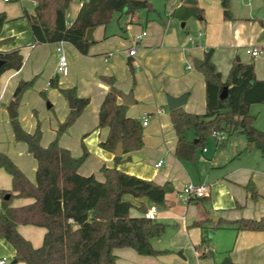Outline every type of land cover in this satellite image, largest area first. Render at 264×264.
<instances>
[{"label": "crops", "instance_id": "0c3cea01", "mask_svg": "<svg viewBox=\"0 0 264 264\" xmlns=\"http://www.w3.org/2000/svg\"><path fill=\"white\" fill-rule=\"evenodd\" d=\"M12 1L2 0L0 3V13H5L9 20L2 29L0 41L14 40L10 44H4L1 49L10 51L18 48L24 59L28 57L34 64L29 68L28 63L24 61L20 71H8L3 74L0 78V105L6 100L8 94L13 95L20 81H29L35 77L37 79L43 75L44 48L52 50L53 46L70 44L36 45L30 26L23 18L25 10L17 14L13 10L2 7V5H10ZM19 1L23 5L25 0ZM181 1L166 0L164 6L166 20L158 21L156 15H149L154 11L150 3L152 9L147 7L143 9L147 13H139L144 12L139 10L133 16L126 15L128 18L126 35L129 38L122 39L121 45L124 50L123 57L120 59L115 52L108 53L106 50L110 47L109 42L118 38L117 35L109 32L107 26L95 29L93 33L95 43L89 48L87 55H82L75 49L81 57L92 58L93 61L96 60L93 58L104 55L105 64L111 63L112 59L116 58L115 62L123 65V71L126 70L124 64L129 68L132 65L134 71H137L135 89H131L129 82L128 84L117 83L116 87L124 95L133 94V104L127 105L128 117L138 119L141 123L144 118L149 119L147 127H143L144 147L139 151L124 154L122 161L116 163L114 153L100 147V143L106 141L109 130L97 129L99 110L110 88L104 81L97 80L96 77L90 78L89 86L80 89L77 97L90 99V104L76 122L82 134L88 133L84 141L88 147L89 157L79 173L82 176L94 175L98 181L102 182L104 177L101 168L103 166L117 167L122 173L154 181L159 185L166 183L172 185V192L166 196V205L154 206L157 209L154 219L164 224L166 229L161 237L153 240L152 244L156 250L167 251V253L159 256H141L130 248L117 249L114 253L119 264H221L225 258L230 259L232 264H264V232H239L231 225L240 219L264 218V154L259 150L245 152L246 138L238 135L240 136L238 141L229 144L228 138L224 146L216 145L215 151L202 150L203 155L195 162H182L175 156L177 137L172 129L171 119L168 117L166 119L164 109L168 107L167 95L180 97L187 94L189 96L183 106L185 111L195 114L206 112V80L199 70L195 69L196 73H193V68L188 69V66L191 62L194 64L196 60L203 62L206 52L210 50H213L212 62L221 73L223 80L228 77L234 62L254 64L257 79L264 80V52L255 58L246 52L248 57L240 55L243 49L246 51L251 46L261 47L264 50V25L257 21V18L261 16L255 18L252 10L233 20H225L220 1L219 11L218 4L214 0H197L198 6L204 11L205 17L200 18L199 21L205 24L206 32L200 31L199 42L194 41L184 34L194 18L191 17L183 22L172 17V13L182 5ZM32 5L35 7L34 3ZM81 6V0L73 1L69 9L72 10L71 14L67 15L69 22L75 20ZM213 6H216L217 16L212 18L209 12ZM145 21L146 30L140 25ZM182 22L183 24L180 25ZM226 31L229 32L230 37L225 36ZM243 31L248 33L244 40L242 39ZM143 33L146 35L135 45V55L129 57L126 53L127 49L133 46L134 38ZM200 42L201 44L198 45ZM101 45L105 48L103 53L97 50V47ZM62 49L64 52L63 47ZM52 55L54 59L59 56L54 50ZM55 74L56 77L67 76L69 67L68 72L63 74L57 71L56 65ZM44 77L49 79L48 85H50L54 75L45 74ZM119 103L123 104L121 94ZM61 104L64 103L61 101ZM137 106L144 109L141 117ZM0 115L6 118L4 111H0ZM154 119L158 120V125L150 131L151 120ZM158 130L164 137V145L154 149L148 145L147 139ZM9 137L7 144L1 145L0 142V151L14 161L29 181L35 183L36 160L27 151L25 143L15 141L13 131L12 136L9 135ZM187 139L194 141L193 134L189 133ZM41 145L43 148L47 146L44 142ZM61 146L69 149L74 157L81 155L77 148L74 150L65 144ZM205 154L207 156H204ZM160 161L162 166L157 167ZM250 181L255 184L259 194L256 200L245 189ZM190 183L205 187V197L190 204H183L178 194ZM12 189L11 175L0 168V191H12ZM132 201L137 206L140 203L137 200ZM33 202L34 200L30 198H15L12 206L22 207ZM148 208L150 210L153 205L149 204ZM131 215L136 217L141 214L133 209ZM198 222H202L201 226L196 225ZM220 222L222 224L218 226ZM17 230L31 242L34 248L43 245L46 233L44 228L19 225ZM204 240L205 243H203ZM206 249L209 252L205 253ZM15 250L6 240L0 239V260L7 259L6 264H23L15 259ZM202 254L209 257L201 258Z\"/></svg>", "mask_w": 264, "mask_h": 264}, {"label": "trees", "instance_id": "16d2710c", "mask_svg": "<svg viewBox=\"0 0 264 264\" xmlns=\"http://www.w3.org/2000/svg\"><path fill=\"white\" fill-rule=\"evenodd\" d=\"M33 14L24 12L23 18L30 26L36 45L70 43L82 55H87L93 42L86 41L91 28L107 26L116 13L133 16L143 10L149 0H81L82 6L74 21L69 22L67 12L74 0H31ZM172 17L183 22L205 17L197 0H182ZM225 20H233L231 0H220ZM7 15L0 13V34L8 22ZM12 39L0 41V78L8 71L18 72L24 65L20 49L3 51L1 47ZM213 50L206 52L202 67L206 83V112L195 114L183 107L170 111V119L177 137L175 156L182 162H195L199 151L213 133H226L227 139L243 135L247 145L245 152L259 150L264 154V131L254 126L255 117L250 114L252 105L264 104V80H258L254 64L234 62L228 77L223 80L212 62ZM131 70L134 71L132 65ZM109 85L98 114L97 129L109 130L106 141L100 147L114 153L123 143L124 154L144 147L143 125L140 120L127 116V106L119 103L120 94L115 77H103ZM35 79L20 81L13 95L16 110L23 94L31 89ZM58 88V81H50ZM227 88V97L221 95ZM67 97L73 95L76 107L70 110L67 126L77 122L90 104L89 98H77L74 90L60 89ZM44 95V93H42ZM15 141L27 145V151L37 162L35 183L27 179L19 167L0 152V168L12 178V191H0V239L6 240L15 250V259L23 264H119L114 251L130 248L141 256H159L167 251H158L153 240L165 232V225L155 219H146L148 205L164 207L166 196L173 188L171 183L159 185L154 181L122 173L117 167L103 166L104 181L94 175L82 176L80 168L89 157L84 147L81 157L60 146L58 140L47 147L41 145L42 132L38 125L34 132H27L18 118L11 120ZM192 133L194 141L187 135ZM226 139V140H227ZM225 141L217 142L219 147ZM123 157H116L120 163ZM245 189L253 199L259 194L250 181ZM15 193V195H14ZM140 201L137 206L132 200ZM15 198H30L34 202L13 207ZM136 209L141 215L132 216ZM69 220H73L72 223ZM202 222L196 223L201 226ZM222 224L220 222L218 226ZM19 225L34 226L46 230L43 245L34 248L30 241L18 232ZM237 231L264 232V218L234 221ZM205 243V240L203 241ZM202 254L201 258H207ZM234 264V263H233Z\"/></svg>", "mask_w": 264, "mask_h": 264}, {"label": "rangeland", "instance_id": "374dc122", "mask_svg": "<svg viewBox=\"0 0 264 264\" xmlns=\"http://www.w3.org/2000/svg\"><path fill=\"white\" fill-rule=\"evenodd\" d=\"M1 1L2 0H0V3ZM149 1H150L149 3L153 6V10H154L153 12L149 13V15H156L158 21H160L161 19L166 20L167 15L164 9V6L166 5V0H149ZM214 1L216 4H218L217 8H219L220 11V4H219L220 0H214ZM32 3L33 2L31 0H25L22 5L19 0H13L10 3V5L8 6L2 5V7L5 9L13 10L17 14H21L23 12V9L26 10L28 13L33 14L34 7ZM215 7L216 6H213L212 7L213 9L209 12V15L212 18L215 15L217 16ZM250 10L254 12L255 18L261 16L257 18V21H259V23L261 24L263 23L264 25V0H231V11L234 18L235 17L238 18L240 16L246 15L249 13ZM71 11L72 10H68L67 15L71 14ZM142 11L144 12H139V13H147V11L145 10ZM127 24H128V18L126 14L116 13L113 16L111 22L107 25L109 32L117 35L118 38L116 40L115 39L112 40V42L110 41L109 42L110 47L109 48L107 47L108 49L106 50L108 51V53L115 52L116 56L119 59L123 57L122 51L124 50V47H122L121 45L122 39L129 38L126 35ZM182 24L183 22L180 25ZM140 25L145 28L146 21L142 22V24ZM200 31L206 32L205 24L200 22L199 19L194 18L191 20L190 24L185 29L184 34L186 35V37L199 42L198 35ZM243 33L244 34L242 35V39L244 40L247 38L248 33L247 31L246 32L243 31ZM225 36L230 37L228 31L225 32ZM12 42H14L13 39L10 40V42L6 43L5 45L10 44ZM200 44L201 42L198 45ZM53 47L54 48H52V50H47L46 48H44L43 50L44 52V57H43L44 59H42L43 75H40L37 79H35L36 78L35 77L34 78L35 82L33 87L23 94L17 109L18 120L21 126L23 127V129L27 132H34L37 126L39 125L43 138L41 140V143L44 142L48 146L52 141L57 139L60 146L61 144H65L73 148L74 150L75 148L80 150L81 155L79 157H81L83 155L84 147L88 149L84 141V137L88 133H86L85 135L82 134L81 128L78 126L79 124H77L76 122L74 124L67 126L65 130H61L62 125L68 124L67 120L70 114V107L68 103V96L65 97L61 93L60 89L63 90L73 89L75 91L74 96L78 97L79 90L89 86L91 82L90 78L96 77L97 80H102L103 77H115L116 84L117 83L128 84L129 82L131 85V89L134 90L135 86L137 85L135 78L137 71H132L131 68H129L126 64H124L126 70L123 71V65H120L118 62H115L116 58L112 59L111 63L105 64L103 58L104 55L93 58L96 59L95 61H93L92 58L81 57L72 45L66 44L65 46L62 47L64 48V54L68 60L69 74L67 76L60 75L56 77L55 68L59 60L58 59L59 56L57 59L56 58L54 59L52 53L53 50L56 52V54L59 55V53L57 51L58 47L57 46H53ZM103 48L104 45H101L100 47H97V50L103 53L105 52V48L104 49ZM245 52H246L245 49H243L240 52L241 53L240 55H242V57H248L246 56ZM24 61L28 63L27 65L29 68H31L34 64L33 60L29 59L28 57H26ZM190 65L193 66L192 72L196 73L194 64L191 62ZM45 74L46 75L49 74L50 76L54 75L53 79H56L58 81L59 87L52 88L50 85H48L49 79H47V77H44ZM42 93H44V95H42ZM13 95L8 94L6 100H4L0 105V111H4L6 114V118L4 115H2V117L0 115L1 145L7 144V140L8 138H10L9 135L12 136V126H11L12 121L9 118L7 108L8 106H10V103L12 102ZM61 101L64 103L63 105L61 104ZM48 105H51V107L49 108ZM137 107H138L137 109L139 112V116L141 117L142 110L144 109H141V106H137ZM164 109L166 111V119L168 118L170 119V111L168 107H164ZM250 114L256 118L254 122V126L257 129L264 131V104L252 105L250 109ZM157 122L158 120L155 119L151 120L152 129H149L150 131L151 130L153 131V127H155V125H158ZM143 137H144V133H143ZM239 137L240 136H238L235 133L234 135L229 137L228 143L230 144L238 141ZM147 141L149 142L148 145L154 149L160 147L161 145H164V137L160 130L153 133L151 137L147 139ZM216 145H217L216 140L213 137H210L205 145V149L208 152L215 151ZM202 155L203 153L199 151L197 155V160H199ZM204 156H207V154H205ZM183 188L180 190V192H183ZM126 199L130 200L132 199V197L127 196Z\"/></svg>", "mask_w": 264, "mask_h": 264}, {"label": "built area", "instance_id": "2783aa9c", "mask_svg": "<svg viewBox=\"0 0 264 264\" xmlns=\"http://www.w3.org/2000/svg\"><path fill=\"white\" fill-rule=\"evenodd\" d=\"M5 1H9V0H5ZM146 33H143V35L137 36L134 38L133 40V46L129 47L126 51V53L128 54L129 57H133L136 53V48L135 45L140 42V40L142 39L143 36H145ZM202 35V34H201ZM57 51L59 53V60H58V64H57V71L59 73H63L66 74L68 72V60L63 52L62 46H59L57 48ZM264 50L261 47H257V46H251L248 47L246 49V53L248 55H250L251 57H259L261 54H263ZM193 66L189 65L188 69H192ZM148 118H144L143 122H142V127H147L148 125ZM212 137L217 140L219 143L223 142L227 139V134L226 133H213ZM206 151V149L204 150ZM157 167H161L162 166V161H160L157 165ZM205 193H206V188L203 186H196L194 184H188L183 188V192H179L178 197L179 200L183 203V204H190L195 202L197 199L203 198L205 197ZM157 212L156 207L151 208L150 210H148L147 213H145V218L146 219H154L155 218V214ZM70 223L73 222V220H69ZM205 253L209 252L208 249H206L204 251ZM7 263V259L3 258L0 260V264H6Z\"/></svg>", "mask_w": 264, "mask_h": 264}, {"label": "water", "instance_id": "95a60500", "mask_svg": "<svg viewBox=\"0 0 264 264\" xmlns=\"http://www.w3.org/2000/svg\"><path fill=\"white\" fill-rule=\"evenodd\" d=\"M147 9H152L150 4L147 5ZM95 29L96 28H91L87 31V34H86V41L87 42H93L94 41L93 33H94ZM2 65H3V62L0 61V67ZM202 65H204L202 61L196 60L194 62V67L196 70H199L202 67ZM188 96L189 95H187V94L182 95L180 97H173L172 95H167V104H168L169 110L173 112V110L183 107L186 104ZM225 97H227V88L224 89V91L221 95V99L224 100V99H226ZM121 99H122L123 105H125V106L133 104L132 103V100H133V94L132 93L129 95L121 94ZM68 103H69L70 110L77 108L76 107V100L73 97V95L68 96ZM48 107L50 108L51 105H48ZM7 111L9 114V118L11 120L18 118V112L16 110V106H15L14 101H12L10 103V106H8ZM66 128H67V125L61 126V130H65ZM114 155H115V157H122L124 155V147H123L122 142H120L118 144V146L114 152ZM221 264H232V263H231L230 259L225 258Z\"/></svg>", "mask_w": 264, "mask_h": 264}]
</instances>
